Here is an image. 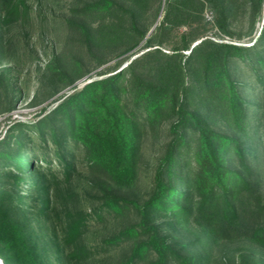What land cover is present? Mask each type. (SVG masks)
<instances>
[{"label":"trees","instance_id":"1","mask_svg":"<svg viewBox=\"0 0 264 264\" xmlns=\"http://www.w3.org/2000/svg\"><path fill=\"white\" fill-rule=\"evenodd\" d=\"M154 2L88 0L71 8L102 17L96 26L67 20L89 42L135 50L125 66L99 73L0 139L5 264H212L208 251L185 254L173 246L162 220L194 224L209 241L264 246V199L252 179V159L264 142V0H165L163 8ZM207 7L220 34L236 42L208 35ZM31 9L27 0H0L1 62L9 25L30 22ZM241 14L246 32L233 27ZM164 122L169 139L147 197L105 193L88 210L59 209L63 188L83 169L118 188L135 187L144 137ZM132 213L135 219L125 221ZM101 227L110 230L88 242Z\"/></svg>","mask_w":264,"mask_h":264},{"label":"rangeland","instance_id":"2","mask_svg":"<svg viewBox=\"0 0 264 264\" xmlns=\"http://www.w3.org/2000/svg\"><path fill=\"white\" fill-rule=\"evenodd\" d=\"M86 1L88 0H27L32 8V20L16 21L9 25L7 30L11 38L10 47L3 61H0V108H3L0 112V139L16 123L36 122L55 107L62 96L92 78L101 76L99 73L111 70L118 62H121L120 67L128 63L126 56L135 50L128 51L129 44L91 43L76 25L70 27L67 23V20L74 19L96 26L101 21L102 17L98 15L80 16L71 11L74 4L82 6ZM118 1L124 5L125 0ZM160 1L163 8L165 0ZM158 3L159 0H156L154 5L157 6ZM205 15L210 21L207 32L209 36L234 41L229 36L220 34L213 22L215 12L211 7L206 8ZM162 17L161 10L152 28L159 24ZM244 18L242 14L239 16L233 26L234 30L239 31L244 26V31H247V21ZM39 20L42 22L40 26L37 25ZM262 24L263 19L257 21L254 31L256 36L260 33ZM185 29L186 27H182L179 30L182 32ZM248 38L245 35L243 41H248ZM143 42L144 40L139 46ZM114 72L109 71L104 75ZM11 104L12 107H9ZM168 128L169 123L164 122L159 130L151 131L144 137L139 160V180L135 187L118 188L103 173L83 169L70 185L63 188L59 209L62 212L88 210L99 205L100 198L105 193L133 199L147 197L159 158L169 139ZM258 147L259 156L252 159V179L257 194L264 199V142L261 141ZM134 219L135 213H132L125 221ZM172 221H161L163 232L168 235L169 242L185 254L208 251L212 256V264H264V246L238 238L209 241L198 226L192 224L181 228ZM120 222L124 223V218ZM107 228L101 227L91 233L87 237L88 242L99 241L110 230ZM0 258L4 261L1 255Z\"/></svg>","mask_w":264,"mask_h":264},{"label":"bare ground","instance_id":"3","mask_svg":"<svg viewBox=\"0 0 264 264\" xmlns=\"http://www.w3.org/2000/svg\"><path fill=\"white\" fill-rule=\"evenodd\" d=\"M0 264H5L4 261L0 258Z\"/></svg>","mask_w":264,"mask_h":264},{"label":"water","instance_id":"4","mask_svg":"<svg viewBox=\"0 0 264 264\" xmlns=\"http://www.w3.org/2000/svg\"><path fill=\"white\" fill-rule=\"evenodd\" d=\"M153 29H154V27H153V28L150 30V32H149V33H151V32L153 31ZM196 43H197V42H196ZM196 43H195V44H196ZM195 44H193V45H195Z\"/></svg>","mask_w":264,"mask_h":264}]
</instances>
